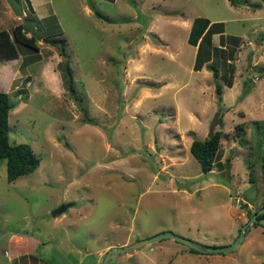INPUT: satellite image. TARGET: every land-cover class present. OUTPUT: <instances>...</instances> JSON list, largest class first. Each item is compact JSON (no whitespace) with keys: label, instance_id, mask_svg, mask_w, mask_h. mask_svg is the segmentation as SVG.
Wrapping results in <instances>:
<instances>
[{"label":"rangeland","instance_id":"374dc122","mask_svg":"<svg viewBox=\"0 0 264 264\" xmlns=\"http://www.w3.org/2000/svg\"><path fill=\"white\" fill-rule=\"evenodd\" d=\"M45 1L51 14L34 24L43 36L64 38L63 51L42 39L33 54L19 45L18 60L0 73V91L16 104L9 140L40 158L14 182L0 161V264H11L4 251L12 257L24 246L8 240L12 234L33 247L22 264H100L111 248L167 231L204 246L234 242L264 205V34L249 32L264 28V11L249 8L261 0H237L235 8L228 0ZM196 17L227 20L226 33L246 34L244 45L227 42L231 56L211 54L193 71L197 52L187 39ZM216 38L212 47L222 49ZM216 113L220 146L203 173L189 147L207 137ZM64 202L75 205L52 217ZM109 264H264V227L253 223L225 254L192 253L166 238Z\"/></svg>","mask_w":264,"mask_h":264},{"label":"trees","instance_id":"16d2710c","mask_svg":"<svg viewBox=\"0 0 264 264\" xmlns=\"http://www.w3.org/2000/svg\"><path fill=\"white\" fill-rule=\"evenodd\" d=\"M25 1L27 2L28 0ZM229 2L232 5H237L238 3L237 0H230ZM35 19L36 17L33 15L32 11L29 10L28 15L23 18L22 22L12 26L11 33L7 30V26L5 27L4 25H0V61L17 58V46L19 45L30 49L32 54L39 51V44L37 43V40L31 35H27L28 31L25 28V21H30L36 27V25L34 24ZM217 33L221 34V45H224L223 43L227 44V42H230L235 46L239 42L238 38L235 36H228L227 38L223 37L222 22L209 23V20L204 17H196L193 20L187 42L190 45L197 47L196 58L193 63L194 71H198L200 68H202V65L204 63L210 61L212 59L211 54H217L218 52H220L226 53L229 56L232 55L233 49H230L226 52L224 51V49H221L219 47H212V35ZM41 39L44 43L50 45L59 46L57 43H60V51H63L64 49V38L62 37H57L55 35L43 36L41 34ZM37 58L38 56H33L34 60ZM62 69L63 77L65 80V87L68 91H73L74 79L72 69L68 61H65L62 64ZM209 69L212 71L214 77L218 76V70L216 66L212 65L209 67ZM213 83L215 85L216 97L220 102V97L222 95V85L215 80ZM225 84L226 87L229 88L232 86L231 80L226 81ZM15 106L16 104L10 101L9 93L0 91V161H5L6 179L8 182H14L17 178L32 173L39 167L40 164V158L37 157L29 144L14 143L10 142L9 140L8 116L9 112ZM88 122L96 125V123L90 120H88ZM220 133V131H214V134L211 138L206 137L201 140L194 138L190 144L189 152L192 157L199 163L201 171L203 173H207L213 168L214 159L220 146ZM261 134L264 141V131ZM261 218H264V213L257 216V219ZM257 224V222H254V225ZM189 251L196 254H202L191 248H189ZM81 264H88V262H85V260H83Z\"/></svg>","mask_w":264,"mask_h":264},{"label":"water","instance_id":"95a60500","mask_svg":"<svg viewBox=\"0 0 264 264\" xmlns=\"http://www.w3.org/2000/svg\"><path fill=\"white\" fill-rule=\"evenodd\" d=\"M8 6L10 7V9L12 10L13 14L18 16L19 18H23L25 16V12L20 4V2L18 0H6ZM25 28L28 31V33L33 36L37 41L41 40V32L38 28H36L30 21H25ZM61 48V47H60ZM249 60L248 59V65H249ZM218 117H219V113H216L211 122H210V127H209V131L207 134V138H211L214 134V128L218 123ZM75 203L73 202H64L60 205H58L57 207H55L52 211H51V216L52 217H58L61 214H63L69 207L74 206ZM264 213V207L261 208V210L255 212L250 218L249 220L242 226L241 230H240V234L238 235V237L236 238V240L234 242H232L229 245L226 246H221V247H212V246H204L198 242H195L193 240H190L188 238H185L181 235L178 234H174L172 232H162L159 234H156L154 236L142 239V240H138L136 242H134L133 244H130L128 246H123L120 248H111L109 249L102 261L100 262V264H109L111 258L119 253H129V252H133L135 250H137L138 248L156 242L158 240L161 239H166V238H170L173 239L177 242H180L182 244H185L186 246H188L189 248L196 250L200 253H229L234 251L238 245L242 242V240L244 239V233L246 230L249 229V227L254 223L257 222L258 224H260L261 226L264 227V218L261 219H257V216Z\"/></svg>","mask_w":264,"mask_h":264},{"label":"crops","instance_id":"0c3cea01","mask_svg":"<svg viewBox=\"0 0 264 264\" xmlns=\"http://www.w3.org/2000/svg\"><path fill=\"white\" fill-rule=\"evenodd\" d=\"M23 1L24 2H20L21 6H22V3H23L24 8L29 9L30 11H32L33 15L35 14L34 16L36 17V20L37 21H39V19L45 20L51 14L50 11H49V9L48 8H45L46 2H48V1H45V0H28L27 2L25 0H23ZM112 2H114V1H112ZM245 2H247V0ZM228 3L232 7L235 6V5L233 6L229 2V0H228ZM247 3H250V2H247ZM251 5H253V4H250L249 5V8L254 9L253 11H251L252 13H255L256 11H259V10L264 11V0H261V3H257V4H255L253 6H251ZM23 6H22V8H23ZM241 9H243V8H241ZM231 11H232V9H231ZM0 16H1L0 17V25H4L5 27L7 26V30L10 31V33H11L12 26H14L16 24H19L18 20L15 18V15L10 10V8H9L6 0L5 1L4 0L3 1L1 0L0 1ZM3 16L6 17V20H3V18H2ZM204 18L208 19L209 20V23L222 22L223 23V33H222L223 37L227 38L228 36H235L239 40L238 44H241V46L244 45V43H242V42L247 37L246 34H241L240 36H238V35H229L228 33H226L225 24H226V21L227 20L226 21H225V19H223V20H217V19H212V18H207V17H204ZM239 19H242V18L239 17ZM7 20H9V21L11 20V22L13 24L12 23L11 24H8L7 23ZM192 22L193 21H190L191 24H192ZM236 22H238V20H236ZM260 28L261 27L258 26V24H253L252 27L249 28V30H250L249 32L253 33L254 31H258V32L260 31V32H263V34H264V28L262 29V31L260 30ZM220 35H221L220 33L213 34L212 35V38H211L212 43H213V40H215V37H217L218 39L221 38ZM223 44L224 45H222V49H226V45L227 44L226 43H223ZM214 46L215 47H220V46H217V45H214ZM193 47L195 48V52H196L197 47L196 46H193ZM259 47H260V44L259 45L256 44L254 46L255 49H258ZM261 47H262V44H261ZM39 48H40V46H39ZM16 60H18V57L17 58H14V59L1 60L0 61V73L2 74V72L4 70L7 71V69L10 68L12 66V63L14 61H16ZM11 239H12V241H15V242L16 241H19V242L23 241L24 242V246H22V247L17 246V247L14 248V254L12 255V257H10V252L8 253L7 251H4V255L7 256V257H9L8 259L11 260V264H22V263H24L23 261L25 260V257H27V259L28 258L29 259H32L34 257L32 255V252H31L33 250V247H31V249L29 248V246L31 245V243H30V241H28V239L25 240L23 237H21L19 235H14V234L10 235V237L8 238V240H11ZM92 255L94 256L95 254H92ZM83 260H84V258L79 259V261H78L77 264H81ZM96 263L99 264V261L95 262V264ZM37 264H41V263L39 261H37ZM88 264H90V263L88 262Z\"/></svg>","mask_w":264,"mask_h":264}]
</instances>
